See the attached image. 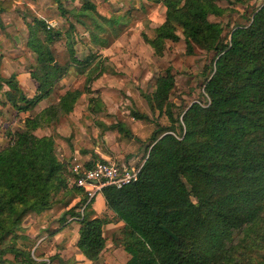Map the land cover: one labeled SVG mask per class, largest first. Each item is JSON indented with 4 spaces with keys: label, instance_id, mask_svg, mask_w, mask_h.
Wrapping results in <instances>:
<instances>
[{
    "label": "trees",
    "instance_id": "trees-1",
    "mask_svg": "<svg viewBox=\"0 0 264 264\" xmlns=\"http://www.w3.org/2000/svg\"><path fill=\"white\" fill-rule=\"evenodd\" d=\"M35 1L41 16L53 8L54 2L57 9L63 3ZM149 1L165 9L164 21L154 36H143L154 55L161 56L167 42L177 43L182 36L187 55L199 49L215 57L203 85L207 102L193 103L179 114L169 102L174 76L166 71L157 79L147 104L158 120L145 142L138 180L120 189H101L112 219L123 223L117 244L128 256L124 264H264V4L252 12L248 25L234 27L224 44L221 24L210 22L209 17L220 18L228 11L221 3L230 7L245 5L249 0ZM11 5V0H0V15ZM67 13L84 27L89 42L91 39L101 46L107 44L98 34L111 29L118 36L124 26L122 18L101 16L89 0H82L78 10H62V18ZM84 19L90 20L92 29ZM66 23L67 29L61 33L32 17L26 46L36 56L30 70L36 92L28 99L13 75L7 79L0 75V106H10L16 114L30 113L50 97L70 66L60 67L55 62L50 49L54 43L65 40L68 60L90 70V57L84 61L73 57L75 27L67 19ZM0 30L5 36L15 34L13 26L1 21ZM90 82L89 77L82 90H68L57 104L27 117L11 143L0 151V246L32 216L51 210L58 195L72 191L81 199L61 215V226L52 235L63 230L68 220L77 221L76 248L82 256L97 262L105 252L103 228L111 222L95 216L91 208L95 199L81 217L86 198L74 184L77 177L71 171L77 164L71 142L66 139L68 154L59 160L55 138L35 134L71 113L78 99L90 93ZM88 108L97 113L102 105L89 98ZM132 118L145 119L136 113ZM108 129L116 130L123 139L131 138V132L120 123ZM135 155L127 153L125 162ZM93 161L85 168H90ZM14 255L16 259L25 256L18 252ZM22 262L35 264L25 257Z\"/></svg>",
    "mask_w": 264,
    "mask_h": 264
},
{
    "label": "rangeland",
    "instance_id": "rangeland-1",
    "mask_svg": "<svg viewBox=\"0 0 264 264\" xmlns=\"http://www.w3.org/2000/svg\"><path fill=\"white\" fill-rule=\"evenodd\" d=\"M11 1L10 10L0 15L3 25L13 26L15 30L11 37L5 36L6 33L0 30V56L3 57L0 62V75L3 78L7 79L11 75L16 77L26 98L29 99L35 94L36 84L30 77V70L35 65L36 56L26 46L28 25L32 23L34 16L44 21H53L56 23L54 31L61 33L67 29L66 19L73 23L77 38L73 57L78 61L90 57V70L78 67L68 60L70 53L65 46V40L52 44L50 49L58 66L70 65L64 84L56 85L49 99L43 100L30 113L16 114L10 106H0V151L11 143L13 135L22 129L23 121L27 117H35L43 109L57 104L65 89L82 90L89 77L91 82L87 87L90 93L83 94L78 99L72 112L58 117L55 123L35 132L37 136L52 135L55 138L56 156L59 160L68 154L67 145L70 141L74 152L90 151L96 158L94 160L122 164L127 153H134L135 157L125 162L126 165H141L145 159V142L158 120L149 110L147 97L153 93L157 79L166 71L174 76L175 85L169 102L176 107L177 114L193 103L207 102L203 85L211 74L214 53L195 49L193 55H187L180 33V41L167 42L161 56L154 55L153 50L143 40V36L151 39L155 29L163 23L165 9L161 5L149 0H89L101 16L124 20L118 36L111 29H107L104 34H98L107 44L101 46L91 39L89 42L87 31L74 22L72 15L67 13L64 18L61 16L62 10H78L82 0H62L61 9H57L58 3L54 2L53 8L47 9L44 16L37 14L39 6L35 0ZM263 4L264 0H249L245 5L230 7L221 3L220 6L228 11L220 18L209 17V21L221 24L222 42L226 44L231 30L237 26L248 25L252 12ZM84 21L90 29L93 28L90 20ZM89 98L97 99L101 103L100 111L93 113L89 110ZM132 113L141 115L148 121L134 119ZM118 123L131 132V138L123 139L116 130H105ZM86 159L81 155L75 160L76 166L85 168ZM80 199L81 196L72 191L58 195L51 210L32 216L24 222L15 236L0 246V264H23L24 257L35 264H124L128 256L117 244L122 225L112 219L106 207L98 217H106L111 223L103 228L106 247L97 262L87 261L76 248L79 222L68 220L70 218L67 217L70 223L59 233L52 235L61 226V215L75 207ZM15 252L24 253L25 256H18L16 259Z\"/></svg>",
    "mask_w": 264,
    "mask_h": 264
},
{
    "label": "built area",
    "instance_id": "built-area-1",
    "mask_svg": "<svg viewBox=\"0 0 264 264\" xmlns=\"http://www.w3.org/2000/svg\"><path fill=\"white\" fill-rule=\"evenodd\" d=\"M45 24L47 29L56 28V23L53 21H46ZM143 163L135 166L94 160L90 168L75 166L71 171L77 177L74 184L84 191L86 198L80 209L81 217L90 202L95 199L97 194L101 193L102 188L111 186L120 189L123 186L134 184L138 180Z\"/></svg>",
    "mask_w": 264,
    "mask_h": 264
},
{
    "label": "crops",
    "instance_id": "crops-1",
    "mask_svg": "<svg viewBox=\"0 0 264 264\" xmlns=\"http://www.w3.org/2000/svg\"><path fill=\"white\" fill-rule=\"evenodd\" d=\"M31 10V9H30ZM32 11H33V9H32ZM35 12V11H34ZM35 14H36V12H35ZM46 22V21H45ZM1 55V54H0ZM16 78V77H15ZM17 79V78H16ZM59 84H64V79L62 80V81H60V83ZM57 86H58V84H57ZM35 90H36V87H35ZM69 89H65L64 91H63V95H64V93L66 92V91H68ZM53 93V92H52ZM52 95V94H51ZM50 95V96H51ZM62 95V96H63ZM34 96V95H33ZM32 96V97H33ZM49 98H47V99H45V100H48ZM59 101V100H58ZM57 103V102H56ZM24 122V121H23ZM46 136V135H45ZM48 136V135H47ZM39 137H41V136H39ZM81 155H84V157H86L87 159H86V163H88V162H90V161H93L94 159H93V155H92V153H90V151H75L74 152V158H75V160H78L80 157H81ZM121 164V163H120ZM122 165V164H121ZM92 210L94 211V214H95V216L96 217H98L99 215H100V213L102 212V210H105V204H104V201H103V198H102V196H101V194L99 193V194H97L96 195V197H95V200H94V203H93V205H92ZM119 224H121L122 226H123V223H120L119 222ZM120 225V226H121Z\"/></svg>",
    "mask_w": 264,
    "mask_h": 264
},
{
    "label": "water",
    "instance_id": "water-1",
    "mask_svg": "<svg viewBox=\"0 0 264 264\" xmlns=\"http://www.w3.org/2000/svg\"><path fill=\"white\" fill-rule=\"evenodd\" d=\"M163 231H165L166 232V234L169 236V237H171V238H173L176 242L178 241V239L176 238V236L175 235H173L171 232H169L166 228H164V227H160Z\"/></svg>",
    "mask_w": 264,
    "mask_h": 264
}]
</instances>
